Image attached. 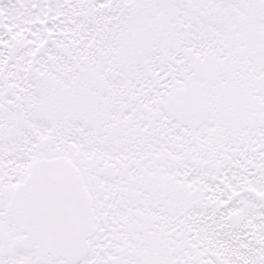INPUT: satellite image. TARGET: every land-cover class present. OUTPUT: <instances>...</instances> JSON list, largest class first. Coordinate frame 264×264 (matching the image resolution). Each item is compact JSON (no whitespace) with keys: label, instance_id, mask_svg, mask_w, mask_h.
Listing matches in <instances>:
<instances>
[{"label":"snow or ice","instance_id":"snow-or-ice-1","mask_svg":"<svg viewBox=\"0 0 264 264\" xmlns=\"http://www.w3.org/2000/svg\"><path fill=\"white\" fill-rule=\"evenodd\" d=\"M0 264H264V0H0Z\"/></svg>","mask_w":264,"mask_h":264}]
</instances>
